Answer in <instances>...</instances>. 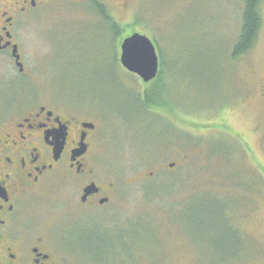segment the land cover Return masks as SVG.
Listing matches in <instances>:
<instances>
[{
	"label": "rangeland",
	"instance_id": "1",
	"mask_svg": "<svg viewBox=\"0 0 264 264\" xmlns=\"http://www.w3.org/2000/svg\"><path fill=\"white\" fill-rule=\"evenodd\" d=\"M66 1L21 21L16 40L41 93L95 121L96 176L114 185L110 203L64 219L70 264H264V0L238 57L243 0H102L117 34L84 1ZM131 32L155 45V92L178 123L137 113L151 83L120 63L118 34ZM1 63L5 80L23 78Z\"/></svg>",
	"mask_w": 264,
	"mask_h": 264
},
{
	"label": "flooded vegetation",
	"instance_id": "2",
	"mask_svg": "<svg viewBox=\"0 0 264 264\" xmlns=\"http://www.w3.org/2000/svg\"><path fill=\"white\" fill-rule=\"evenodd\" d=\"M112 1L116 9L129 3ZM59 2L0 0V264H70L63 241L71 223L64 219L81 205L92 208L110 203L114 188L96 176L95 145L100 132L95 121L66 103L62 95L51 94V89L50 95L41 93L38 76L27 69L16 40L21 21L27 23L50 5L61 6ZM82 2L99 17L104 18L99 7L110 15L102 0H67L63 5ZM2 60L23 78L5 80ZM259 85L264 97V76ZM160 102L162 117L178 123L176 104L164 95ZM92 183L96 188L86 193ZM72 191L75 194L70 197ZM46 217L49 222H44Z\"/></svg>",
	"mask_w": 264,
	"mask_h": 264
},
{
	"label": "trees",
	"instance_id": "3",
	"mask_svg": "<svg viewBox=\"0 0 264 264\" xmlns=\"http://www.w3.org/2000/svg\"><path fill=\"white\" fill-rule=\"evenodd\" d=\"M262 0H243L242 2V14H241V24H240V33L236 40L235 45L233 46L232 53L234 57L241 56V54H244L249 49L252 48L253 44L255 43V40L260 32V28L262 25V18H261V11H260V4ZM99 12L104 16L106 21H108L112 28L115 31V34L118 33L119 25H116L115 22L111 21L110 15L106 14V12L99 7ZM132 33V32H131ZM118 37L120 38V42L125 36L121 33L118 34ZM127 37V36H126ZM116 38V37H115ZM159 73V72H158ZM158 75L154 78V80L146 83H151V88L144 89L143 94L138 98V106H139V112L144 117V110H147L148 107H152L151 109L155 112L160 110L162 107L161 102L158 98H160L161 92H155L156 91V84L158 83ZM152 105V106H151ZM151 111V112H153ZM158 113V112H157ZM157 116V115H156ZM161 116V115H160ZM158 117V116H157Z\"/></svg>",
	"mask_w": 264,
	"mask_h": 264
},
{
	"label": "water",
	"instance_id": "4",
	"mask_svg": "<svg viewBox=\"0 0 264 264\" xmlns=\"http://www.w3.org/2000/svg\"><path fill=\"white\" fill-rule=\"evenodd\" d=\"M14 47L15 60L20 66L22 64L19 61L20 55L16 51V46ZM119 47L120 63L128 72L136 74L144 82L154 80L159 71L158 56L155 45L146 35L132 32L121 40ZM173 164L170 162L169 166L173 167ZM93 188H96L94 183L87 187L85 192L89 193Z\"/></svg>",
	"mask_w": 264,
	"mask_h": 264
}]
</instances>
